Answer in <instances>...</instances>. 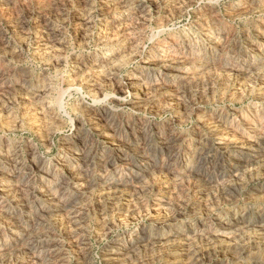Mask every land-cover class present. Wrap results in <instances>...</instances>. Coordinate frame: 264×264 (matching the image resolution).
I'll return each instance as SVG.
<instances>
[{"label": "rangeland", "instance_id": "obj_1", "mask_svg": "<svg viewBox=\"0 0 264 264\" xmlns=\"http://www.w3.org/2000/svg\"><path fill=\"white\" fill-rule=\"evenodd\" d=\"M0 169V264H264V0H0Z\"/></svg>", "mask_w": 264, "mask_h": 264}, {"label": "bare ground", "instance_id": "obj_2", "mask_svg": "<svg viewBox=\"0 0 264 264\" xmlns=\"http://www.w3.org/2000/svg\"><path fill=\"white\" fill-rule=\"evenodd\" d=\"M106 1V0H105ZM192 52V51H191ZM189 57V56H188ZM193 58V57H192ZM152 59V58H151ZM191 59V58H190ZM194 60V59H193ZM131 76V75H130ZM140 79V78H138ZM141 82V81H140ZM133 83L134 81H132L130 78H127L125 84L129 87H132L133 86ZM135 84V83H134ZM134 88V87H133ZM147 88L143 86L142 88V96L147 94L146 92ZM148 91V90H147ZM105 95H103L104 97ZM107 96V95H106ZM105 96V97H106ZM102 97V98H103ZM104 97V98H105ZM147 97V96H146ZM102 98L100 101H102ZM98 100V99H97ZM138 101V100H137ZM136 102V104H138ZM140 101V100H139ZM96 103V102H95ZM55 107L59 110L62 108V95L61 94H58L56 97H55ZM94 106V105H93ZM88 110L90 111H93L94 109L92 108V106H88L87 107ZM106 109V108H105ZM107 110V109H106ZM115 113V110H108L105 112L106 116H108L109 118L111 116H113ZM209 124V122H208ZM249 132V131H248ZM84 134V133H82ZM81 133H79L77 135V142L81 143V145L83 146V148H85L87 150V143L88 142V139L85 135H82ZM164 142V141H163ZM165 143V142H164ZM78 144V143H77ZM166 144V143H165ZM70 147V146H69ZM81 147V146H80ZM75 148V147H74ZM85 150V151H86ZM67 160V159H66ZM65 160V161H66ZM63 166L64 165H68L67 162H62ZM52 165V164H51ZM61 165V164H60ZM68 167V166H67ZM71 167V165H70ZM69 167V168H70ZM53 168V166H52ZM1 170V169H0ZM39 174H38V178H36V180H41L42 179H48V176L51 172V170L49 169V167H44V166H40L39 169ZM55 171V170H54ZM53 175V174H52ZM61 175V174H60ZM55 177V176H54ZM53 178V177H52ZM62 180V176H60L59 178H57V188L54 187H45L43 188V192L44 194L46 195H49V196H52L54 197L55 199H57L59 201V199L61 198V194H62V191H63V188H64V183H63V180ZM2 181V180H0ZM55 181V180H54ZM44 183V182H43ZM48 183V181H47ZM50 183V182H49ZM66 183V182H65ZM1 184V182H0ZM45 184V183H44ZM55 184V185H56ZM6 185V183L4 184ZM43 185V184H42ZM7 186V185H6ZM50 186V185H49ZM44 187V186H43ZM3 185H0V194H3V192L6 190L3 191ZM9 188V187H8ZM72 188V194L73 196L74 195H77L79 193V191L77 190L76 187H71ZM8 190V189H7ZM67 190V189H66ZM65 192V191H64ZM66 193V192H65ZM4 198V197H3ZM1 202V201H0ZM60 202V201H59ZM2 203V202H1ZM4 203V202H3ZM7 206V205H6ZM4 206V205H0V215L2 214H5L7 216H12V214H10L8 212V209L7 207ZM6 207V208H5ZM11 207V206H10ZM15 207V206H14ZM13 213V212H11ZM15 213V212H14ZM18 213V211H17ZM17 215V214H15ZM5 217V216H4ZM16 217V216H15ZM15 217L13 218V220L15 219ZM10 218V217H9ZM18 218V217H17ZM19 219V218H18ZM3 222V220H1ZM12 221V220H11ZM18 222V221H16ZM260 228L262 229V232H264V224L263 223H260ZM15 229V228H14ZM17 229V228H16ZM13 230V232H11V239L10 241H6V239H4V236H1V232L0 233V255L1 254H4V253H11L13 254L14 251L17 249V243L16 241L18 240L19 236H18V233L17 231ZM1 230V229H0ZM11 231V230H10ZM10 234V233H9ZM177 236V235H182L184 236V230L181 229L180 227H178L174 234L173 232H170L168 230V228H164L163 225H156L155 227V231L152 233V234H149L148 232H144L142 230L138 231V229H135L134 231H131L130 234H129V237L126 239V240H122V241H118L115 243V245L113 246L114 249L113 250H110V252L106 253V261H108V263L110 264H119V262L121 261H124L125 259L135 255L137 252L143 250V249H146L148 248L149 246L155 244V243H160L161 241L165 240L166 242L168 241V243H170V241H174V237L173 236ZM7 237V236H6ZM19 242V241H18ZM22 242V241H21ZM20 244V243H19Z\"/></svg>", "mask_w": 264, "mask_h": 264}]
</instances>
